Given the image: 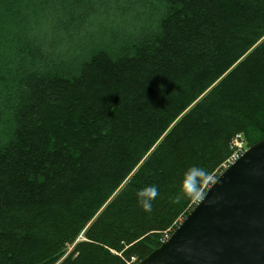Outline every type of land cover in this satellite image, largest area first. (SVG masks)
Segmentation results:
<instances>
[{
    "label": "trees",
    "instance_id": "obj_1",
    "mask_svg": "<svg viewBox=\"0 0 264 264\" xmlns=\"http://www.w3.org/2000/svg\"><path fill=\"white\" fill-rule=\"evenodd\" d=\"M238 134L264 140V0H0V264H139Z\"/></svg>",
    "mask_w": 264,
    "mask_h": 264
},
{
    "label": "water",
    "instance_id": "obj_2",
    "mask_svg": "<svg viewBox=\"0 0 264 264\" xmlns=\"http://www.w3.org/2000/svg\"><path fill=\"white\" fill-rule=\"evenodd\" d=\"M139 264H264V140L224 170Z\"/></svg>",
    "mask_w": 264,
    "mask_h": 264
},
{
    "label": "clouds",
    "instance_id": "obj_3",
    "mask_svg": "<svg viewBox=\"0 0 264 264\" xmlns=\"http://www.w3.org/2000/svg\"><path fill=\"white\" fill-rule=\"evenodd\" d=\"M204 169L193 165L189 167L182 176L180 187L176 197V201L193 194L198 191L202 178L206 175ZM159 195V188L156 185H148L139 189L136 192L137 203L145 212H151L153 208V201Z\"/></svg>",
    "mask_w": 264,
    "mask_h": 264
},
{
    "label": "rangeland",
    "instance_id": "obj_4",
    "mask_svg": "<svg viewBox=\"0 0 264 264\" xmlns=\"http://www.w3.org/2000/svg\"><path fill=\"white\" fill-rule=\"evenodd\" d=\"M203 99V97L202 98H200L196 103H199V102H201V100ZM188 112H185L182 116H184V115H186ZM237 136H239V134L238 135H236L232 140H231V143H230V147H229V150H230V153H229V155H228V157H227V159L221 164V166L219 167V169L217 170V172H215V174L213 175V177L211 178V182L213 181V180H215L216 179V177H218V175L223 171V169H225V167H227L229 164H230V162H231V160H232V157L235 155V153H236V151L238 150V149H235L234 147L232 148V143H233V141L236 139V137ZM244 137V136H243ZM242 137V143L244 144V148H246V149H248L249 147V145H248V142H246V139H245V137L243 138ZM239 145H240V143H239ZM215 177V178H214ZM210 182V183H211ZM205 194V193H204ZM201 195H203V194H200L199 195V197L201 196ZM198 197V198H199ZM196 199L195 200V202H194V204L199 200V199ZM181 221H182V219H180ZM179 220V221H180ZM179 226V225H178ZM177 225L173 228H170L169 230H167L166 232H164V234H163V237L162 236H158V237H153V238H151L150 240H149V243H151V244H154V246H157L156 245V243H157V241H159V240H164V238L165 237H167L169 234H171L172 232H174V230L178 227ZM162 237V239H160ZM74 249V247H70L69 248V250H70V252L72 251ZM136 260H137V258L135 259H133L132 260V262H130V264H134L135 262H136Z\"/></svg>",
    "mask_w": 264,
    "mask_h": 264
},
{
    "label": "built area",
    "instance_id": "obj_5",
    "mask_svg": "<svg viewBox=\"0 0 264 264\" xmlns=\"http://www.w3.org/2000/svg\"><path fill=\"white\" fill-rule=\"evenodd\" d=\"M241 140H242V136L239 135V136H237L236 139L233 141V143H232V148L234 147L235 149H238V150L236 151L235 155L232 157V160H231L230 164H229L227 167H225V169L228 168V167H229L231 164H233L234 162H236L238 159H240V157L245 153L246 148H244V144L242 143ZM239 143H240V145H239ZM223 170H224V169H223ZM212 182H213V181H212ZM170 235H171V234H169L167 237H165L164 240H163L162 242H163V243L166 242V241L170 238Z\"/></svg>",
    "mask_w": 264,
    "mask_h": 264
}]
</instances>
